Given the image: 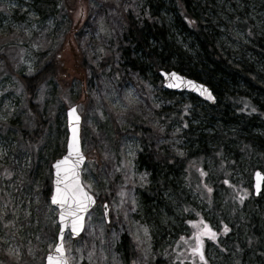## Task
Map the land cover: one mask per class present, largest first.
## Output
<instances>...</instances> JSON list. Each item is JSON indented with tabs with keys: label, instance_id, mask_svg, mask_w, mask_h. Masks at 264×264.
<instances>
[{
	"label": "rangeland",
	"instance_id": "rangeland-1",
	"mask_svg": "<svg viewBox=\"0 0 264 264\" xmlns=\"http://www.w3.org/2000/svg\"><path fill=\"white\" fill-rule=\"evenodd\" d=\"M128 1H131L132 5ZM215 1L219 14L217 18L221 17L218 25L220 38L228 50L237 52L240 41L249 42L246 33L237 25L232 26L234 20L238 19L240 22L242 19L240 15L254 22L253 26L259 32H264V10L261 9L260 0ZM169 3L166 1L165 5ZM117 4L125 5L126 12L132 10L138 15L147 11V8L143 7L142 0H59L58 15L43 22L39 17L37 19L33 11L35 9L33 6H37L34 0H0V37L6 41L0 45V264H45L46 255L55 246L59 225L57 210L50 203L51 164L56 156L64 153L66 148L68 136L66 113L71 103L82 104L79 112L85 122L84 128L91 134L101 133V122H106L108 117L111 120L112 116L118 115L121 118L118 119L120 123L126 124V118L133 111L138 112L141 117L146 115V121L152 122L157 129L162 123L157 121L155 116V119L153 118L151 109L168 108L169 111L176 107L172 100L165 101L162 98L163 87L159 89V83L155 85L149 80L153 75L151 70H147L146 74H140V77L135 75L132 79L126 78L123 82L111 69L108 62L113 55L107 49V43L116 36L117 29L120 28L115 26L116 22L112 23L122 19L120 12L122 9H118L116 13L113 10V5ZM103 13L112 16L109 25L99 24ZM42 22L49 31L50 29L53 31V36H48L46 35L48 31L41 30ZM90 24L95 26L94 31L85 29ZM111 27L116 28L114 32L111 31ZM77 32L83 33L85 38H79ZM46 38L50 40L47 41ZM79 48H83V51ZM113 48L115 47H110L112 50ZM84 52H86L85 57ZM99 53H103L108 66L105 72L103 68L100 70L103 71L99 83L101 87L95 84V81L92 83L93 103L99 105L95 106L88 105V98L80 93V88L85 90L87 82L81 86L78 79L81 69L77 67L75 59L80 58L78 64H93L98 69L99 61L96 56L103 62ZM60 60L61 65L58 64ZM43 63H51L53 64L51 66L57 68L60 66V70L64 67L74 68V71L70 73L69 78L64 77V81L70 86L63 92L57 86L61 82L53 78L36 92L34 103L39 106L43 114L46 129L37 145H31L28 138L23 139L22 131L32 132L36 119L28 108L26 91L20 77L33 76L37 70L41 71ZM118 64L119 60L115 62L116 66H119ZM65 71L61 70L62 73ZM179 99V104L185 106L182 114L187 116L185 122L189 124L184 125L173 120L167 126L168 130H165L164 124L165 127L161 129L168 133L159 145H168L171 151L184 156L188 144L178 138L183 128L186 129L188 125L198 126L205 134L210 135L217 126L194 111L195 108L206 110L204 102L198 99L197 103L190 105L187 101L188 94H181ZM246 127V133L250 137L255 141L257 139L258 143L261 140L260 144H264V124L256 126L247 124ZM98 138L105 143L104 139ZM82 144L87 157L83 170L85 186L89 192L97 196L99 201L104 200L103 205L107 204L108 200L111 201L109 198L111 196L114 201L113 205L108 201L109 221L105 216V208L100 202L87 218L86 232L90 230L93 234L92 244L94 247L96 244L95 251H88L83 245L74 243L68 235L66 236L65 248L70 264H125L115 246L118 234L122 231L128 233L138 253L137 260H131L128 264L142 263V258L147 262L150 259L152 262L156 261L159 255L157 253L164 255V258L173 264H183L186 261L199 264L192 256L191 248L195 245L193 233L198 228H202L203 224H207L217 233L215 241L207 236L201 237L204 240L208 264H236L231 257L232 252H228L223 247V228L225 225L229 228L231 223L238 225L240 221L244 222L241 228L249 230L246 226L248 213L252 211L260 216V212L264 210V186L258 198L253 196L252 188L253 173L261 165L257 153L262 149L258 144V147L252 148V151L257 152L252 154V161L246 160L251 156L249 146L239 149L241 143L237 144L240 152L245 153V159V155L238 154L237 149L236 153L234 145H230L231 152L226 151L225 156L233 167L226 171L222 168L223 164L219 163L218 172L211 175L215 182L209 181L211 179L206 181L205 173L201 168L192 171V165L187 166L186 174L180 173L177 179L175 177L172 179L178 188L183 187L180 182L184 183L185 179L190 189L198 193L202 189L205 193L203 192V198L186 190L189 203L198 213H195L194 220L189 225L186 224L189 230H182V234L176 238L174 234H177V231L173 230L175 233L166 235L162 245L155 243L156 226L152 222L151 224L145 222L139 201V191L149 183L148 174L140 171L137 163L141 151L139 140L136 137L123 136L118 151L115 145L112 146L110 157L114 159V170L111 171L99 167L101 158L108 155L107 149L100 146L95 148L96 140L86 144L82 140ZM119 159L122 160V164L116 167V161ZM206 164L210 169L212 163ZM212 169L216 170L213 165ZM220 169H222L221 173ZM5 170L12 173L10 178L4 175ZM261 171L264 173V170ZM195 174L199 177L197 182L194 178ZM221 175H223L222 179H220ZM225 180L228 184L224 183ZM218 182L219 187L215 188L213 185ZM205 185L212 189L211 193L207 191ZM208 196L214 198L213 210L217 213H213L207 205L205 199L208 200ZM241 196L244 197L243 202L239 198ZM173 205L174 207L169 206L173 216L164 209L159 219L161 224L172 225L175 229L174 227L178 228L183 224L184 218L188 219L192 214L186 216L182 207H178L176 203ZM237 227L240 229L239 225ZM261 227L264 230V217L261 219ZM232 229L230 227L227 232L230 236L232 232L236 233V229ZM50 245L53 247L50 248ZM91 260L95 262L92 263Z\"/></svg>",
	"mask_w": 264,
	"mask_h": 264
},
{
	"label": "trees",
	"instance_id": "trees-1",
	"mask_svg": "<svg viewBox=\"0 0 264 264\" xmlns=\"http://www.w3.org/2000/svg\"><path fill=\"white\" fill-rule=\"evenodd\" d=\"M142 1L143 7L147 8V11L139 15L132 10L126 12L123 4H120V6L119 4L113 5L115 13L122 9L120 10L122 13L121 21H112V16L103 13L102 21L99 24L109 25L110 21H112V23L116 22V27H120L117 29V37L113 36L107 43V49L113 55L108 62L111 65V69L114 74H118L121 77L123 82L126 78L132 79L135 75L140 77V74H146L147 70H151L153 75L149 80L155 85L159 83V89L163 86L159 77V71L161 70L176 71L185 77L209 86L217 97V105L215 107L206 105V110L195 108L194 111L201 117L208 119V122L214 123L217 129L213 131V134L208 135L198 126L188 125L186 129L183 128L178 138L188 144L184 156L171 151L168 145H159V142L168 133L161 127L166 125L165 130H168L167 126L173 120H177L184 125L188 123L185 122L187 121V116L182 114L185 106L184 104H179L181 94L161 90L162 98L165 101L172 100L176 107L169 111H167L168 108L151 109L153 118L155 119L156 117L157 121L162 123L157 129L152 122L146 121V115L141 117L138 112L133 111L126 118V124L120 123L118 119L121 118L118 115L112 116L111 120L108 117L106 122H101V133L91 134L89 130L84 128L85 122L83 119L82 140L84 144L96 140L97 147H94L98 148L100 146L103 149H107L108 157L112 156L113 145L116 146L117 151L119 150L123 136L136 137L139 140L141 151L137 160L138 167L140 171H145L149 176L147 187L139 191V201L143 209L142 213L145 217V222H152L156 226V232L154 233L155 243L162 245L166 235L175 233L174 231L176 230L177 234H174L176 238L182 234V230H189L186 224L189 225L194 220L193 216L195 213H198L189 203L186 190L204 198V190L200 189L198 193L190 189L185 179L184 183L180 182L183 185L182 188H178L175 182L172 181L174 177L177 179L180 173L186 174L185 169L187 166L192 165V171L196 168H201L205 173V180L211 179L209 181H214L211 175L218 172L219 163L223 164L222 168L226 171L233 167L225 156L226 151L231 152L230 145H234V149H237L240 155H245V153L243 154L239 149L249 146L251 156L248 159H246V155L244 157L246 160L252 161V154L257 153L252 151V148L258 144L259 148L261 147L262 149L257 153L261 165L256 169L264 170V144H260L262 143L261 140L259 143L256 142L257 139L255 141L253 137L246 133L247 124L252 126L264 124V32H259L253 26L254 22L246 19L244 15H240L242 18L240 22L236 19L232 22V26L237 25L242 32L246 33L249 42L243 43L240 41L239 50L232 52L225 47L220 38L218 25L221 17L217 18L219 14L215 0H171L167 6L164 0ZM260 1L261 9L264 10V0ZM34 2L37 3V6H33L35 8H33V11L37 19L39 17L43 22L51 18L54 19L59 13V0H34ZM128 3L132 5L131 1H128ZM43 22L40 24L41 30L48 31L46 35L53 36V31L51 29L49 31V28ZM60 24L62 25V22ZM85 29L94 31L95 26L90 24ZM110 29L114 32L116 28L111 27ZM83 33L79 34L77 32L76 34L79 38H85ZM46 40L49 41L50 39L46 38ZM5 42L0 37V45ZM112 46L115 47L113 50L110 49ZM72 50L76 52L75 49ZM79 50L83 51V48H79ZM85 53H83L84 57L86 56ZM139 54L141 55L140 57ZM98 55L103 58V62H101L96 56L99 61L98 69L93 64H78L80 58L76 57L75 59L77 67L81 69L80 77H77L81 86L87 82L85 90L82 87L80 88V93L85 95V98H88V105L95 106L99 105L93 103L92 93L94 90L92 83L94 81L98 85L101 83L100 79L103 77V71L105 72V68L108 66L107 59L103 57V53ZM84 60L88 63L86 59ZM118 60L119 66H116L115 62ZM58 64L61 65V60ZM51 65L53 64L43 63L41 71L37 70L33 76L20 77L26 91L28 108L36 119V125L32 132L22 131L23 139L28 138L31 145H37L38 140L42 138L46 129V123L42 118L43 114H41L39 106L34 103L36 92L44 83L47 81L51 82L50 78L61 82L57 86L63 92L70 86L67 81H64V77L67 76L69 78L71 76L70 73L74 71V68L64 67L61 70L62 72L66 71L62 73L60 66L57 68ZM81 65H83L82 68ZM101 69L103 71H100ZM99 87L101 86L99 85ZM188 97L187 101L190 105L197 103L198 98L189 94ZM71 105L75 104L71 103ZM81 105L79 104L78 107H81ZM187 109L189 110L190 108ZM98 137L104 139L105 143ZM238 143H241L239 149L237 148ZM62 154L64 153H60L54 160ZM107 156L101 158L102 162L99 167L102 166V170H114V159ZM208 162L212 163L213 168L217 171L212 169V165L210 169L207 168L206 163ZM121 164L122 160L116 161V167H120ZM251 169L254 168L251 167ZM194 178L196 182L199 180L197 174H195ZM222 178L223 175H221L220 179ZM219 182L213 186L215 188L219 187ZM109 198L111 199V201L108 200L109 203L113 205V196ZM205 200L211 208L210 210L213 213H217L213 210L214 198L211 199L209 197L208 200ZM108 201L107 209H109ZM99 202L102 205L104 204V200L99 201L98 199V205ZM175 203L178 207L183 208L185 211L183 213L186 216L189 213L192 215L188 219L184 218L180 227H174L175 229H173L172 225L161 224L159 218L160 213L164 209L168 211L170 216H173L169 206L172 205L174 207L173 204ZM260 213V216H258L255 212L250 211L246 216V226L249 230L242 229L241 225L244 222L239 221L240 229L234 223L229 225V228L236 229V233L232 232L231 236L229 233L223 232L222 234L223 247L228 252H232L233 256L231 255V257H233L236 264H264V230L261 227L264 210ZM112 219L114 220L115 218ZM125 234L124 231L118 234L115 246L121 254L124 263L128 264L131 260H137L136 255L138 253L133 240L128 233ZM92 236L93 234L90 230L87 232L85 230L84 234L73 242L83 245L88 251H95L96 244L94 247ZM157 254L159 255L156 261L152 262L150 259L147 262L145 258H142V263L139 262V264H173L164 258V255ZM91 262L95 261L91 260ZM198 263L202 264L200 260ZM183 264H191V262L186 261Z\"/></svg>",
	"mask_w": 264,
	"mask_h": 264
},
{
	"label": "snow or ice",
	"instance_id": "snow-or-ice-1",
	"mask_svg": "<svg viewBox=\"0 0 264 264\" xmlns=\"http://www.w3.org/2000/svg\"><path fill=\"white\" fill-rule=\"evenodd\" d=\"M251 34V33H249ZM160 74L167 79V87L173 89H180L183 87L191 88L195 91H199L201 95H207V98L212 100L214 97L211 92L203 85L196 84L193 80L186 79L184 76L178 74L175 71L165 72L161 70ZM255 111V109H253ZM69 126L71 130V136L67 141L68 154L62 159H58L52 167L55 169V192L51 196V203L59 208V240L54 246L53 252H49L47 256V264H68L65 257V248L63 245L64 230L70 229L69 235L78 234L83 228L84 213L93 203L92 197L84 191L79 181V173L76 171L80 162L84 159L80 150V140L78 133L79 116L76 115V109L71 108L68 111ZM74 158V159H73ZM4 175L8 178L12 176L11 172L5 170ZM259 180L260 173H257ZM143 179V177H141ZM228 184V181H224ZM209 193L212 192L210 187H207ZM261 190V184H256V194H259ZM243 202L244 197H239ZM203 224V222H201ZM147 233V229L144 230ZM229 228L224 226L223 232L227 233ZM202 236H207L209 239L215 241L217 233L213 231L207 224H203L202 228H198L193 233L195 239V245L191 248L193 255H198L202 264H208L203 252ZM183 239V238H182ZM50 248L53 246L50 245Z\"/></svg>",
	"mask_w": 264,
	"mask_h": 264
},
{
	"label": "water",
	"instance_id": "water-1",
	"mask_svg": "<svg viewBox=\"0 0 264 264\" xmlns=\"http://www.w3.org/2000/svg\"><path fill=\"white\" fill-rule=\"evenodd\" d=\"M167 1H170V0H167ZM163 71H164V70H163ZM160 72H161V71H160ZM160 72H159V76H160V78L162 79V82H163V88H164L165 91H167V92H169V93H175V94L188 93V94H191V95H193V96L198 97L200 100H202L203 102L209 104L210 106H216V104H217V98H216V96L213 94V91L210 89L209 86H207V85H205V84H203V83H200V82H198V81H196V80H193V79H190V78H188V77H185L184 75L178 73V74L184 76L186 79L193 80L196 84H203V85L209 90V92H211L212 96L214 97V99H212V100L208 99V98H207V95H201L199 91H195V90H193V89H191V88H188V87H183V88H180V89L168 88V87L166 86L168 81H167V79H166L165 77H163V76L160 74ZM165 72H167V71H165ZM170 72H172V71H170ZM175 72H176V71H175ZM71 108H75V109H76V115L79 116V122H78L77 127H78L79 140H80V150H81V153H82V155H83V157H84V159L80 162V164H79L78 168L76 169V171H78V173H79V181H80L81 186L83 187L84 191L87 192L88 195H90V196L92 197V200H93V203L90 205V207H89V208L87 209V211L84 213L83 228H82V230H81L78 234H75V235H71V236H70L72 239H77V238H79V237L84 233V230H85V224H86V217H87L88 213H90V212L93 210V208L95 207V205L97 204V200H96V198H95V197H94V196H93V195H92V194H91V193H90V192L84 187V185H83V183H82V171H83V167H84V165H85V163H86V157H85V155H84V153H83V148H82V144H81V126H82V117H81V115H80L79 112H78L77 106H73V107H71ZM71 108H70V109H71ZM68 111H69V110H68ZM68 111H67V128H68V139H69V137L71 136V130H70V126H69ZM68 139H67V141H68ZM67 154H68V151H67V145H66V153H65L61 158H59V159H62V158H63L64 156H66ZM73 159H74V158H73ZM57 160H58V159H57ZM57 160H56V161H57ZM56 161H55V162H56ZM55 162H54L52 165H54ZM52 173H53L52 194H54V192H55V169H54L53 167H52ZM257 173H260V178H259V180H258L257 175H256ZM258 182L261 184V190H260V193H259V194H256V184H257ZM263 185H264V174H263L261 171L258 170V171H256V172H254V175H253V190H254V196H255V197H258V196L261 194V192H262V190H263ZM51 205H52L53 207H55V208L58 210V224H59V226H60V221H59V208H58V206L53 205L52 203H51ZM67 232L70 233V229H69V228H65V230H64V240H63L64 248H65V244H64V242H65V238H66V234H67ZM57 243H60V240H59V232H58V235H57V242H56V244H57ZM52 252H53V254H54V249L52 250ZM47 256H48V255H47ZM47 256H46L45 264H47ZM65 257H66L67 262H68V264H69V261H68V258H67V252H66V249H65Z\"/></svg>",
	"mask_w": 264,
	"mask_h": 264
}]
</instances>
